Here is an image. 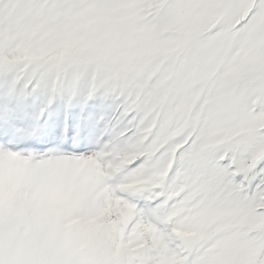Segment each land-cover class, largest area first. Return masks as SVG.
<instances>
[{
  "label": "snow or ice",
  "instance_id": "6c2138e0",
  "mask_svg": "<svg viewBox=\"0 0 264 264\" xmlns=\"http://www.w3.org/2000/svg\"><path fill=\"white\" fill-rule=\"evenodd\" d=\"M0 264H264V0H0Z\"/></svg>",
  "mask_w": 264,
  "mask_h": 264
},
{
  "label": "rangeland",
  "instance_id": "374dc122",
  "mask_svg": "<svg viewBox=\"0 0 264 264\" xmlns=\"http://www.w3.org/2000/svg\"><path fill=\"white\" fill-rule=\"evenodd\" d=\"M73 112H77V114L79 115V110H77V109H69L68 111L63 113L62 118H66L69 121L73 120L74 119Z\"/></svg>",
  "mask_w": 264,
  "mask_h": 264
}]
</instances>
